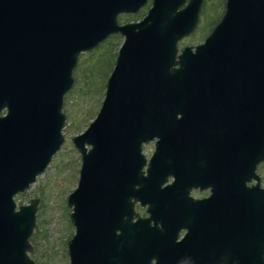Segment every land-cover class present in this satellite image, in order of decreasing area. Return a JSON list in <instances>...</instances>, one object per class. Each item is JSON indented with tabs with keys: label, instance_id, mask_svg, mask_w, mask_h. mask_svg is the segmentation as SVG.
<instances>
[{
	"label": "water",
	"instance_id": "95a60500",
	"mask_svg": "<svg viewBox=\"0 0 264 264\" xmlns=\"http://www.w3.org/2000/svg\"><path fill=\"white\" fill-rule=\"evenodd\" d=\"M145 1L0 0V264H34L28 238L37 200L16 206L13 196L34 182L63 140L62 99L77 56L111 34L123 39L100 107L71 139L80 168L66 199L75 228L69 264H88L77 242L96 213L130 212L140 144L172 133L187 115V102H247L256 110L247 129L252 163L264 159V47L250 49L256 32L264 44V28L255 25L253 1L225 0L204 41L178 56L176 42L195 26L203 0H151L141 20L117 22L118 14L135 13ZM221 135L226 148L243 145L238 130Z\"/></svg>",
	"mask_w": 264,
	"mask_h": 264
},
{
	"label": "flooded vegetation",
	"instance_id": "af4514ba",
	"mask_svg": "<svg viewBox=\"0 0 264 264\" xmlns=\"http://www.w3.org/2000/svg\"><path fill=\"white\" fill-rule=\"evenodd\" d=\"M252 1L255 25L264 28V0ZM203 4L204 0L193 29L176 42V56L184 47L193 53V47L204 41L224 12L222 0L221 13L216 16L219 18L211 23L209 31L206 26L208 32L201 35L202 41L180 48L179 42L195 33ZM150 5L151 0H146L135 13H120L116 20L121 15H139L124 23L137 22ZM114 35L120 34L108 37ZM262 40L257 32L251 36L252 53L259 45L264 47ZM187 104V115L173 124L172 133L156 135L140 144L143 162L131 188L130 212L121 216L111 209L106 217L96 213L89 229L80 233L77 253L82 256L85 252L88 264H264V159L252 163L253 147L249 149L247 138L248 127L255 125L256 110L247 108V102ZM241 104L244 107H239ZM225 130H238L243 145L224 147L221 131ZM80 133L70 138L75 150L71 139ZM226 140L228 145L236 142L234 138ZM78 155L73 189L80 168ZM72 228L64 243L67 264V242L75 231Z\"/></svg>",
	"mask_w": 264,
	"mask_h": 264
},
{
	"label": "rangeland",
	"instance_id": "374dc122",
	"mask_svg": "<svg viewBox=\"0 0 264 264\" xmlns=\"http://www.w3.org/2000/svg\"><path fill=\"white\" fill-rule=\"evenodd\" d=\"M221 8L222 0H204L195 33L182 39L179 47L201 42V35L218 20L216 16L220 15ZM138 17L121 15L117 21L130 22ZM121 41L120 35L110 36L92 50L78 55L72 71L73 83L62 99L61 111L65 116L61 129L63 141L43 172L25 191L13 197L16 206L25 205L31 199L37 200L34 225L28 238L31 246L28 256L34 264H67L64 243L73 228L68 219L70 207L66 206L65 199L75 186L79 167V155L70 138L80 133L93 119L103 97L105 78ZM261 172L264 174V167Z\"/></svg>",
	"mask_w": 264,
	"mask_h": 264
}]
</instances>
